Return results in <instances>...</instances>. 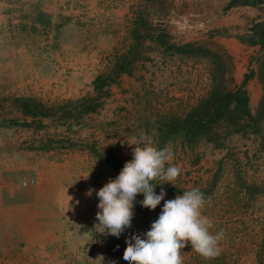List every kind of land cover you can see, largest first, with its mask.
Masks as SVG:
<instances>
[{"label":"rangeland","instance_id":"374dc122","mask_svg":"<svg viewBox=\"0 0 264 264\" xmlns=\"http://www.w3.org/2000/svg\"><path fill=\"white\" fill-rule=\"evenodd\" d=\"M227 1L0 0V264H127L126 239L143 238L164 201L149 210L141 207L144 197L138 194L131 226L119 237L95 231V190L119 171L91 149L132 156L131 137L153 130L158 147L171 146L169 163L181 167L174 185L163 183L171 187L164 189V200L199 188L210 198L203 213L213 221L211 231L226 233L217 258L205 260L189 244L182 250L183 264H264V46L234 36L253 19L264 18V0L229 7ZM160 30L164 40L192 41L209 50L165 49L155 40ZM128 51V72L109 83L108 95L100 97L95 110L77 115L56 109L37 118L41 125L9 122L29 119L14 96L30 95L56 106L92 95L94 75L111 69ZM249 69L253 75L245 88L254 118L232 108L240 130L221 118L195 132L190 120L203 112V104L210 108L208 99L234 89ZM145 94L160 107L153 113L159 116L144 123L132 114L129 132L126 102L135 98L137 103ZM165 124L170 126L166 132ZM61 148L82 150L76 155L79 164L49 163L55 153H44ZM42 176L45 183L31 189ZM53 177L62 178L74 198L67 203L69 210L60 209L62 217L47 219L39 194Z\"/></svg>","mask_w":264,"mask_h":264},{"label":"clouds","instance_id":"9594fccd","mask_svg":"<svg viewBox=\"0 0 264 264\" xmlns=\"http://www.w3.org/2000/svg\"><path fill=\"white\" fill-rule=\"evenodd\" d=\"M157 136L153 130L151 134L131 137L127 143L134 146L131 160L125 161L114 179L95 190L99 198L96 212L99 223L94 230L119 237L131 226L134 202L138 194H143L141 207L154 210L162 200L163 207L143 238L134 235L126 239L123 259L127 264H183L182 250L189 244L205 260L215 259L222 252L220 242L226 233L224 229L211 231L213 221L203 213L210 198L206 199L195 187L168 200H164L163 188L159 194L154 191L156 185L164 182L174 185L181 173L180 166L169 163L174 155L171 146L158 147ZM83 177L87 179L88 174ZM87 194L91 195L92 189Z\"/></svg>","mask_w":264,"mask_h":264},{"label":"trees","instance_id":"16d2710c","mask_svg":"<svg viewBox=\"0 0 264 264\" xmlns=\"http://www.w3.org/2000/svg\"><path fill=\"white\" fill-rule=\"evenodd\" d=\"M262 0H228L226 6L229 7L233 4H249L256 5ZM166 34L163 31H157L155 40L163 45L165 49H172L179 53H195L197 51L204 52L209 49L202 47L195 42L186 41L181 44H176L173 41L164 40L163 37ZM236 39L241 43L250 45H258L259 48L264 46V18L253 19L252 22L244 29L242 33L234 35ZM128 51L125 54L117 57L113 67L106 72L96 73L91 81L93 94L89 96H79L74 99H68L65 102L56 106L47 105L41 100L30 95H17L13 97V102L16 107L19 108L21 113L28 116L29 119H10L9 122L13 124H19L23 126L41 125L37 118L50 116L55 113L56 109L62 110V113H68L70 110H75V113L79 115L82 112L93 111L100 104V97L106 96L109 93L108 85L115 80V77L119 72H128L126 64L131 60ZM253 75V69H249L242 74L239 83L232 90H226L220 95L210 97V103L212 106L208 108L206 104H203V112L196 114V118L190 120L191 126L195 129H200L205 126L206 123H211L217 119L226 118L230 124L233 125L232 130H240L238 116H235L232 108L240 110V115H245L250 118H254L248 108V96L246 93L245 84L247 80ZM231 104L233 106L231 107ZM185 119L184 122H188ZM37 122V123H36ZM36 123V124H35ZM193 129V132H194ZM208 140L212 137L208 136ZM91 152L99 159L107 163L112 169L120 171L125 161L131 160V155H122L115 152L112 149H104L102 151L91 149ZM161 181H154L153 183H160ZM167 189L171 190V187L164 184L156 185L155 189Z\"/></svg>","mask_w":264,"mask_h":264},{"label":"crops","instance_id":"0c3cea01","mask_svg":"<svg viewBox=\"0 0 264 264\" xmlns=\"http://www.w3.org/2000/svg\"><path fill=\"white\" fill-rule=\"evenodd\" d=\"M148 95H144V97H146L144 100H140L137 101V103H135V98L132 99L133 103H131L129 100H127L126 102V114L124 115L125 118V123H127L126 126V130H128L129 132L133 131L131 128L133 127V125L130 124V121L132 120V114H136L137 116H139L141 118V122L142 120H144V123H147V120H150L151 118H155L158 117L159 115L155 116L153 113H155V111L159 110L160 107H155L158 106V104L156 103V105H153V100L151 98H147ZM170 103V102H169ZM166 106V105H165ZM172 107L174 108L175 112H176V106L172 105ZM163 108V107H161ZM131 113V114H130ZM169 125L165 124V132L169 129ZM129 128V129H128ZM138 130V129H137ZM39 151V150H37ZM82 150L80 149H66V148H61V149H55V150H48L46 153L44 154H53L55 153L54 159L49 160L48 162L55 165V166H60V165H66L67 163H73V164H79V161H77L79 153H81ZM83 153V151H82ZM82 157H80V161H82ZM50 176V174H47ZM43 177V176H42ZM45 179L47 180V178H42L40 181H37L35 183H33L31 185V189L36 187L38 184H44L45 183ZM64 182L63 179L60 177H53L52 180H50L48 182V188L47 191H43L41 196L39 194V199L43 200V202H45V208L46 209H42V211H45V218H51L53 216H55L56 214L58 215V217H62V212L61 210L66 209L67 207V202L71 201V198H74V193L72 191H67V189L64 186ZM69 200V201H68ZM61 209V210H60ZM33 215H29V232H32L33 228H34V220H32ZM51 221V219H50ZM43 223V222H42ZM4 226V225H3ZM2 228H6V226H4ZM4 228V229H5ZM13 233L12 231H10L8 233V236H12ZM17 243V241L15 242ZM1 250V249H0Z\"/></svg>","mask_w":264,"mask_h":264},{"label":"built area","instance_id":"2783aa9c","mask_svg":"<svg viewBox=\"0 0 264 264\" xmlns=\"http://www.w3.org/2000/svg\"><path fill=\"white\" fill-rule=\"evenodd\" d=\"M29 181H32V179L29 178ZM26 183H27V181H26L25 179H23V180L21 181V184H22V185H24V184H26Z\"/></svg>","mask_w":264,"mask_h":264}]
</instances>
